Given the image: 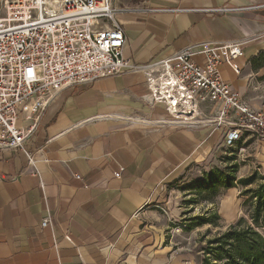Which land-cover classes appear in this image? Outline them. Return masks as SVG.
Instances as JSON below:
<instances>
[{
    "label": "crops",
    "instance_id": "1",
    "mask_svg": "<svg viewBox=\"0 0 264 264\" xmlns=\"http://www.w3.org/2000/svg\"><path fill=\"white\" fill-rule=\"evenodd\" d=\"M225 8L239 11L205 12ZM116 17L123 58L137 65L202 42L241 44L239 74L223 64L221 78L264 112L257 60L264 0H129ZM147 93L140 73L66 88L44 110L25 153L0 152V264H189L167 244L160 204L174 183L216 156L218 106L205 108L210 126L188 127L172 123Z\"/></svg>",
    "mask_w": 264,
    "mask_h": 264
},
{
    "label": "built area",
    "instance_id": "2",
    "mask_svg": "<svg viewBox=\"0 0 264 264\" xmlns=\"http://www.w3.org/2000/svg\"><path fill=\"white\" fill-rule=\"evenodd\" d=\"M114 4V0H0V152L25 153L44 110L62 90L124 73L143 75L146 101L162 106L172 123L210 126L205 108L211 103L218 106L212 125L222 128L226 148L243 135L264 138V112L246 105L219 71L227 64L239 74L241 44L202 42L196 51L187 47L144 65L133 64L123 58L125 38ZM234 11L239 10H205ZM26 157L32 165V157L27 153ZM49 225L50 219L41 223L43 228Z\"/></svg>",
    "mask_w": 264,
    "mask_h": 264
},
{
    "label": "rangeland",
    "instance_id": "3",
    "mask_svg": "<svg viewBox=\"0 0 264 264\" xmlns=\"http://www.w3.org/2000/svg\"><path fill=\"white\" fill-rule=\"evenodd\" d=\"M128 1L114 0V6L120 12ZM257 60L264 64V53ZM250 140L244 144L242 139L231 148L221 142L210 167L183 176L160 204L168 221L167 244L189 264H227V241H216L229 232L234 236L251 229L264 238L263 220L256 224L251 218L252 194L242 195L264 184V138ZM215 177L231 179L232 187L210 190ZM247 178L251 184L241 185Z\"/></svg>",
    "mask_w": 264,
    "mask_h": 264
},
{
    "label": "trees",
    "instance_id": "4",
    "mask_svg": "<svg viewBox=\"0 0 264 264\" xmlns=\"http://www.w3.org/2000/svg\"><path fill=\"white\" fill-rule=\"evenodd\" d=\"M232 182L226 177H215L210 179L208 187L210 190L216 186L228 189L232 187ZM251 182L252 179L247 178L241 180L240 184L246 186ZM244 194H252V198L255 200L251 216L253 221L257 224L259 219H262L264 222V184L255 190H247L242 193V195ZM220 241H227V250L225 251L227 264H264V238L251 229L234 236L229 232L216 242L219 243Z\"/></svg>",
    "mask_w": 264,
    "mask_h": 264
}]
</instances>
